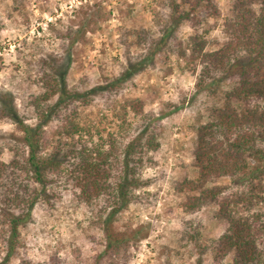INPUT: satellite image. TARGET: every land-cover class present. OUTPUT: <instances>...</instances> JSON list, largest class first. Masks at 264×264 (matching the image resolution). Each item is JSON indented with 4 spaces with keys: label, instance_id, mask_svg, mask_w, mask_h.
Listing matches in <instances>:
<instances>
[{
    "label": "trees",
    "instance_id": "1",
    "mask_svg": "<svg viewBox=\"0 0 264 264\" xmlns=\"http://www.w3.org/2000/svg\"><path fill=\"white\" fill-rule=\"evenodd\" d=\"M170 9L172 27L191 29L176 46L178 58L194 73L199 68L197 90L207 89L208 96L220 91L204 107L205 120L193 125L192 174L175 190L184 214L214 206L213 220L223 231L203 238L195 227L193 233L183 231L181 241L194 245L197 264L202 257L208 264L227 258L231 264H264V0H234L219 24L220 41L209 35L221 18L216 0H172ZM49 27L55 37H64V30ZM126 35L134 48L150 39L141 31L127 29ZM210 79L213 89L206 86ZM22 85L19 106L12 101L6 113L14 133L0 147V154L9 153L7 161L0 160V264H31L20 255L22 232L33 210L52 211L63 194L75 207L107 214L99 223L103 250L88 264H127L130 256L115 236L114 219L142 196V172L155 165L160 147L154 129L145 127L129 139L134 120L144 117L142 102L114 99L109 108L118 123L107 131L87 117L93 97L85 83L68 87L46 58L29 64ZM114 91L111 84L101 93L109 102ZM222 179L233 187L218 185Z\"/></svg>",
    "mask_w": 264,
    "mask_h": 264
},
{
    "label": "rangeland",
    "instance_id": "2",
    "mask_svg": "<svg viewBox=\"0 0 264 264\" xmlns=\"http://www.w3.org/2000/svg\"><path fill=\"white\" fill-rule=\"evenodd\" d=\"M171 1L0 0V147L15 129L7 109L12 101L19 106L28 66L40 57L52 63L68 87L79 80L85 83L93 97L87 117L99 122L101 129H116L118 120L109 108L114 99H138L144 117L134 120L129 139L145 127L159 133L155 165L141 175L142 196L117 214L113 223L115 236L123 239L130 256L127 264H197L194 245L181 241L183 231L193 233L199 227L203 238H217L223 231L213 220L214 206L184 214L179 207L182 198L175 190L192 174L189 142L193 125L197 118L205 120L204 107L220 91L208 96L207 89L197 90L199 68L194 73L192 65L178 58L176 43L184 42L191 29L187 24L172 27ZM233 2L216 0L221 18L209 34L211 39L221 40L219 24ZM50 25L64 30V37H55ZM127 29L146 33L148 43L142 48L129 46L132 40ZM111 84L115 98L108 102L101 92ZM215 85L213 79L206 83L209 89ZM8 159L9 153L3 150L0 160ZM218 185L233 187L226 179ZM55 203L52 211L33 210L21 235V257L31 264H88L103 250L99 223L107 214L97 208L75 207L68 194ZM202 258V264H208V257ZM222 264H231L230 258Z\"/></svg>",
    "mask_w": 264,
    "mask_h": 264
}]
</instances>
